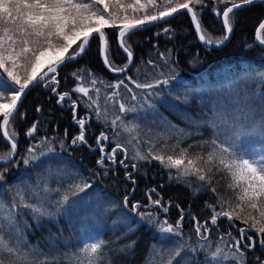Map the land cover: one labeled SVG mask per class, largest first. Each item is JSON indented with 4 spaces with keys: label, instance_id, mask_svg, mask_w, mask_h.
I'll use <instances>...</instances> for the list:
<instances>
[{
    "label": "trees",
    "instance_id": "trees-1",
    "mask_svg": "<svg viewBox=\"0 0 264 264\" xmlns=\"http://www.w3.org/2000/svg\"><path fill=\"white\" fill-rule=\"evenodd\" d=\"M123 2L131 4L133 0ZM213 6L214 0H205L204 8L201 10L198 6L196 10L207 33L219 39L224 34V29L220 17L212 10ZM129 15L132 13L129 12ZM263 17L264 3L257 2L255 5L236 10L233 15V31L220 47H209L200 42L195 37L187 13L183 11L166 20L158 21L159 23L135 30L126 37V43L131 47L134 56L127 75L139 77L149 59L163 65L164 62L160 60L158 53H165L169 58L168 64H171L162 70L168 74L174 64L176 75L174 81L163 87L164 91H161L159 96L149 98L153 108L144 103L143 94L139 90H136L140 97L137 101H131L128 94L123 96V102L129 106L136 105L138 108L137 112H130L124 118L129 124L139 125L141 143L136 145L137 148L146 152L149 147L148 141H159L162 144L170 136L173 138L168 140L169 145L174 144L175 137L180 134L174 133L169 124L192 134L187 138L181 136L182 147L202 144L212 138L211 130L203 124L205 119L218 111L231 110L237 104L243 105L246 96L251 97L264 92V80L259 75L264 72V48L258 46L253 37L254 29ZM165 28H169L170 31L165 33L163 31ZM105 33L109 58L114 66L120 67L126 62V54L116 42V29L106 28ZM98 43V36L93 34L85 53L76 61L67 63L59 69L57 76L61 83L58 85L59 92L63 93L66 90L71 92L76 83L71 74L79 69L86 70V74L90 71L107 83H115L124 78L123 73H112L103 67L98 55ZM137 68L140 72L136 71ZM4 79L6 80V75ZM44 87L43 85L31 87L21 99V105L19 104L11 124V128L17 133V156L7 165L8 170L4 174V179L0 180V200L6 202L12 199L17 186L25 188L27 192L38 180L41 189L46 182L51 190L46 195L47 205L53 212V217L45 216L34 220L27 209H19L21 213L19 226L24 230L30 245L39 246L45 252L51 249L59 254L72 252L86 241L102 238L106 242V256L111 257L113 264H147L150 254L153 256V264H166L167 252H161L160 249L166 250L174 245L171 241L161 244L158 233L146 224L136 225L139 217L132 211L131 205L139 202L140 208L137 211L150 212L158 219H167L172 224L180 219L183 210L182 238L189 245L197 246L196 222L199 221L201 224L207 222V227L211 229L207 234L211 245L214 247L219 244L228 253L235 251L229 246L234 239H239L237 227L244 225L240 221H235L237 227L230 228L226 217L220 218L217 225H211L212 209L209 205L216 204L219 198L217 194L202 186L195 177L177 179L175 170H171L170 176V170L162 167L157 161L133 160L135 149L132 145H128V159L125 161L128 164L127 168L119 163V160L124 159L123 153H118L116 163L106 161L101 166L97 163L101 154L96 144V138L101 132L109 136L108 141H102L106 152H110L117 142L125 144L127 142L126 133L121 129L114 130L110 126L114 114L118 113H114V109L107 106L108 115H102L98 120L92 111L85 108L82 101L79 102L77 116L87 118L85 132L87 144L73 145L71 141L78 135L79 126L73 119L72 110L67 102L63 106L58 104L56 94ZM97 87L101 88L100 104L103 112L106 107L105 92H110L111 89L105 90L103 85L99 84ZM92 95L95 96V93ZM76 96L77 94H73L72 99H77ZM37 108L41 111L37 112ZM191 120L201 122V126L197 127L190 123ZM37 121H40L37 132L34 137H28L26 135L28 128ZM115 132L120 134L117 136ZM227 135L229 133L225 130L221 139H225ZM44 138L52 142L54 154L41 157L35 164L25 166L22 157L26 154L29 143L38 144ZM94 144L96 146L92 147ZM242 147L255 153L260 150L261 142L249 140ZM8 151L10 147L0 133V154H6ZM193 151L199 152L201 149L194 147ZM133 163L137 164L136 169L131 167ZM0 171H3L2 166ZM127 173H131L132 179L127 178ZM71 177H76L77 180L73 181ZM83 180L91 183L92 187L78 196H70L68 204L60 212H56V201L62 197L69 183ZM227 183L228 178L222 174H218L213 181L219 195L231 199L234 205V193L227 189ZM152 189L155 191L152 192ZM149 195L152 199L159 198L161 205L168 207V212L165 213L161 206H153L148 199ZM125 196L129 200L128 207L123 205ZM128 223H132L136 230L125 236L124 227ZM229 231L232 233L231 237L226 235ZM221 236L224 237L223 240L220 239ZM128 245H132L129 250L120 251ZM154 248L157 249L155 253ZM241 250L245 253L247 264L264 262V248L260 247L258 241L256 247L251 249L244 248L242 244ZM195 259L203 264L204 255L197 254ZM177 260L179 261V258ZM223 264L229 262L224 261Z\"/></svg>",
    "mask_w": 264,
    "mask_h": 264
},
{
    "label": "snow or ice",
    "instance_id": "snow-or-ice-1",
    "mask_svg": "<svg viewBox=\"0 0 264 264\" xmlns=\"http://www.w3.org/2000/svg\"><path fill=\"white\" fill-rule=\"evenodd\" d=\"M257 2L264 3V0H214L212 10L222 19L224 29L222 37L216 39L202 26L196 10L198 6L201 10L204 8L205 0H133L131 4H125L123 0H0V132L5 142L10 144V151L0 154V166L3 167L0 180L4 179L7 165L17 156V133L11 128V124L22 97L31 87L43 85L56 94L58 104H69L73 119L79 126L78 135L71 141L73 145L87 144V118L77 116L79 102L82 101L98 120L102 115H108L107 106H111L114 113L118 114H114L110 126L126 133L127 142H117L110 152H106L102 141H108L109 136L101 132L96 138L101 153L98 164L103 166L106 161L114 164L117 162L118 153H123L124 159L119 160V163L127 168L125 161L128 159V145H132L135 149L133 160L157 161L162 167L170 170V176L171 170H175L177 179L195 177L202 186L217 194L219 198L216 204L209 205L212 209L211 225H217L218 220L225 217L230 228L237 227L235 221L244 225L237 227L239 239H234L229 246L235 251L228 253L219 244L214 247L211 245L207 235L211 229L207 227V222L201 224L197 221L195 233L198 241L197 246L193 247L182 238L183 210L180 219L172 224L167 219H158L150 212L137 211L140 208L139 202L132 204V211L139 217L137 226L146 224L158 233L161 244L171 241L174 245L166 250L160 249L161 252H167L166 264H200L195 259L197 254L204 255L203 264H223L224 261L229 264H247L245 253L241 250L242 244L244 248L251 249L256 247L258 241L260 247L264 248V92L246 96L243 105L237 104L231 110L218 111L205 119L203 124L211 130L212 138L202 144L182 147L181 136L187 138L192 134L169 124L174 133L180 134L175 137V143L169 145L168 140L173 138L171 136L162 144L159 141H148L146 152L136 147L141 143L139 125L129 124L124 119L128 113L137 112L138 108L123 102V96L128 94L131 101H137L140 97L136 90H139L143 94L144 103L153 108L149 98L159 96L163 87L176 79L174 65L168 74L162 70L168 66L169 58L165 53H158L160 60L164 62L163 65H157L154 60L149 59L139 77L127 75L134 56L131 47L126 43V37L135 30L183 11L190 15L200 42L206 46L220 47L233 31L234 12ZM129 12L132 15H129ZM106 28L118 31L119 47L127 59L123 67L114 66L109 58ZM163 31L168 33L170 29L165 28ZM93 34L99 38L104 65L113 73H123L124 78L115 83H107L90 71L86 74V70L79 69L71 74L76 82L71 92H59V69L76 61L85 53ZM255 41L264 46V21L255 29ZM136 71L140 72V69L137 68ZM259 75L264 79V72ZM98 84L103 85L105 90L111 89L110 92H105L106 107L103 112L100 104L101 88L97 87ZM92 93H95V96ZM73 94H77V99H72ZM36 111L41 109L37 108ZM23 118L22 113L21 119ZM39 123L40 121L34 122L28 128V137H34ZM190 123L201 126V122L195 120ZM225 130L229 135L221 139ZM114 134L118 136L120 133ZM249 140L261 142L258 152L252 153L242 147ZM61 146L63 147L62 141ZM194 147L200 148L201 151H193ZM54 152L52 142L44 138L38 144L29 145L22 157L23 164H35L41 157H47ZM131 167L136 169L137 164L133 163ZM218 174L228 178L227 189L234 193V205L231 199L220 196L213 185ZM126 175L128 179H132L131 173ZM71 179L77 180L76 177ZM91 187V183L86 180L69 183L62 197L56 201V212H60L68 204L70 196H78ZM49 191L51 190L47 183L45 182L41 189L38 180L27 192L25 188L17 186L10 201L0 200V264H113L111 257L106 256V242L102 238L86 241L72 252L59 254L51 249L45 252L39 246L28 243L24 230L19 226V209H27L34 220L45 216L53 217V212L47 205L46 194ZM151 191L154 192L155 189ZM148 199L153 206L163 207L159 198L152 199L149 195ZM123 205H129L127 196ZM163 211L168 212V207H163ZM135 230L136 227L128 223L124 227V235L127 236ZM226 235L231 237V231ZM223 238L221 236L220 239ZM245 241L248 243H244ZM131 247L132 245H128L120 251H127ZM156 251L154 248L153 253ZM256 259L259 261L258 257ZM147 264H153L152 254Z\"/></svg>",
    "mask_w": 264,
    "mask_h": 264
},
{
    "label": "water",
    "instance_id": "water-1",
    "mask_svg": "<svg viewBox=\"0 0 264 264\" xmlns=\"http://www.w3.org/2000/svg\"><path fill=\"white\" fill-rule=\"evenodd\" d=\"M187 16H188V18H189V21H190V23H191V26H192V28H193V30H194V32H195V29H194V26H193V24H192V22H191V19H190V15L189 14H187ZM220 21H221V24H222V19L220 18ZM261 21H264V17L263 18H261L260 20H259V22H258V24L256 25V27H255V29L258 27V25H259V23L261 22ZM148 25H150V24H148ZM145 26H147V25H145ZM223 26V25H222ZM255 29H254V41H255ZM195 34L197 35V33L195 32ZM197 37H198V35H197ZM116 42H117V44H118V46H119V35H118V31L116 30ZM226 42V41H225ZM255 43L258 45V46H260L259 44H258V42H256L255 41ZM212 47H215V46H212ZM261 48H264V46H260ZM100 48H101V44H100V41H99V43H98V55H99V59H100V62L102 63V65H103V67L106 69V70H108V68L104 65V63H103V57H102V55H101V52H100ZM120 48V47H119ZM121 49V48H120ZM122 50V49H121ZM126 62H127V59H126ZM125 62V63H126ZM123 67V66H122ZM109 71V70H108ZM111 72V71H110ZM113 73V72H112ZM1 133V135H2V132H0ZM8 144V143H7ZM9 145V147H10V144H8Z\"/></svg>",
    "mask_w": 264,
    "mask_h": 264
},
{
    "label": "bare ground",
    "instance_id": "bare-ground-1",
    "mask_svg": "<svg viewBox=\"0 0 264 264\" xmlns=\"http://www.w3.org/2000/svg\"><path fill=\"white\" fill-rule=\"evenodd\" d=\"M165 20H166V19H165ZM157 23H159V22H157ZM154 24H155V23H154ZM148 27H149V26H148ZM222 27H223V26H222ZM142 28H143V27H142ZM137 30H138V29H137ZM193 31H194V30H193ZM194 33H195V32H194ZM195 37H197L196 34H195ZM197 38H198V37H197ZM203 44H204V43H203ZM250 44L253 45V43H250ZM204 46H205V45H204ZM209 47H210V46H209ZM242 60H243V59H242ZM124 64H125V63H124ZM124 64H123V65H124ZM169 64H170V63H169ZM169 64H168V65H169ZM123 65H122V66H123ZM170 65H171V64H170ZM173 65H174V64H173ZM122 66H120V67H122ZM177 66H178V65H177ZM167 68H168V67H167ZM170 68H171V67H170ZM129 69H130V68H129ZM165 69H166V68H165ZM177 69H179V67H178ZM167 70H168V69H167ZM179 70H180V69H179ZM175 71H176V70H175ZM178 72H179V71H177V75H178ZM193 72H194V71H193ZM193 72H192V73H193ZM188 73H189V72H188ZM117 75H118V74H117ZM119 75H121V74H119ZM179 77H180V76H179ZM62 78L64 79V77H62ZM67 78H68V77H67ZM116 78H118V77H116ZM116 78H115V79H116ZM180 79H182V78H180ZM191 79H192V78H191ZM197 79H198V78H197ZM58 80H59V79H58ZM65 80H66V79H65ZM263 80H264V79H263ZM63 81H64V80H63ZM173 81H174V80H173ZM176 81H177V80H176ZM67 82H68V81H67ZM111 82H112V81H111ZM115 82H116V81H115ZM59 83H60V82H59ZM190 83H191V82H190ZM261 83H262V82H261ZM60 84H61V83H60ZM171 84H172V83H171ZM64 86H65V85H64ZM64 86L62 85V87H64ZM67 86H69V85H67ZM67 86H66V87H67ZM189 86H190V85H189ZM168 87H169V86H168ZM44 88H45V87H44ZM178 88H179V87H178ZM185 88H186V87H185ZM30 90H31V89H30ZM167 90H168V89H167ZM66 91H67V90H66ZM163 91H164V90H163ZM163 91H162V92H163ZM168 92H169V90H168ZM171 92H172V91H171ZM165 93H166V92H165ZM162 94H163V93H162ZM202 94H203V93H202ZM76 97H77V96H76ZM202 98H203V96H202ZM74 100H75V99H74ZM20 105H21V104H20ZM57 105H58V104H57ZM64 105H66V104H64ZM62 106H63V105H62ZM62 108H63V107H62ZM85 108H86V107H85ZM84 110H85V109H84ZM67 111H68V110H67ZM89 111H90V110H89ZM71 112H72V111H71ZM85 112H86V111H85ZM79 116H80V115H79ZM79 116H78V117H79ZM84 116H85V115H84ZM70 117H71V116H70ZM81 117H82V116H81ZM63 128H64V127H63ZM78 129H79V127H78ZM60 131H61V130H60ZM76 131H78V130H76ZM106 131H107V130H106ZM107 133H108V132H107ZM92 142H93V141H92ZM106 143H107V142H106ZM30 144H31V143H29V145H30ZM110 144H111V143H110ZM94 146H96V144L92 145V147H94ZM112 147H113V146H112ZM94 152H95V151H94ZM100 154H101V153H100ZM100 156H101V155H100ZM100 156H99V157H100ZM94 157H95V156H94ZM99 157H97V159H98ZM15 158H16V157H15ZM94 197H95V196H94ZM90 198L92 199V197H90ZM93 218H94V217H93ZM86 221H87V220H86ZM100 224H101V223H100ZM68 226H69V225H68Z\"/></svg>",
    "mask_w": 264,
    "mask_h": 264
},
{
    "label": "rangeland",
    "instance_id": "rangeland-1",
    "mask_svg": "<svg viewBox=\"0 0 264 264\" xmlns=\"http://www.w3.org/2000/svg\"><path fill=\"white\" fill-rule=\"evenodd\" d=\"M156 64L158 65V64H159V62H156ZM142 66H145V65H142ZM6 79H7V77H6Z\"/></svg>",
    "mask_w": 264,
    "mask_h": 264
}]
</instances>
